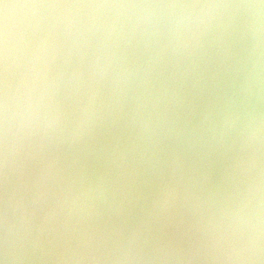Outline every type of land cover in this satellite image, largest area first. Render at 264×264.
<instances>
[{
    "label": "clouds",
    "instance_id": "obj_1",
    "mask_svg": "<svg viewBox=\"0 0 264 264\" xmlns=\"http://www.w3.org/2000/svg\"><path fill=\"white\" fill-rule=\"evenodd\" d=\"M0 264H264V0H0Z\"/></svg>",
    "mask_w": 264,
    "mask_h": 264
}]
</instances>
